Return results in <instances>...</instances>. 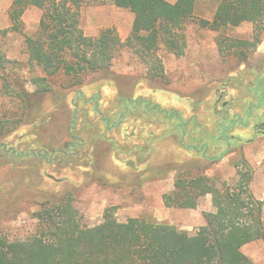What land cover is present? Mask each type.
Segmentation results:
<instances>
[{"label":"rangeland","instance_id":"374dc122","mask_svg":"<svg viewBox=\"0 0 264 264\" xmlns=\"http://www.w3.org/2000/svg\"><path fill=\"white\" fill-rule=\"evenodd\" d=\"M10 3L0 0V48L12 59L3 72L7 81L0 77V237L34 235L39 226L34 213L45 202L68 195L86 227L101 223L106 209L114 206L121 221L141 217L194 233L206 223L212 194L203 196L197 208L167 206L164 195L175 188L180 166L220 181L234 182L248 173L253 192L264 202V129L258 126L264 121V103L248 117L247 126L236 124L229 131L231 145L218 139L221 122L239 113L247 116L257 80L264 79V26L246 22L218 32L200 25L202 17L195 14L185 27L184 54L165 47L159 51L163 78H150L139 56L123 47L111 67L77 81L48 76L30 61L26 36L37 34L42 10L25 12L22 31L3 32L11 25ZM214 7V1L200 0L198 10L210 16ZM126 24L124 19L122 31L114 25L122 40L131 33ZM219 35L256 45L222 53ZM241 49L248 55L246 62L237 54ZM36 76L47 77L52 92L29 109L21 93L38 89ZM139 97L178 109L188 122L186 143H197L206 154L183 146L173 120L161 121L141 105L126 108L124 99ZM123 113L120 125L113 126ZM223 152L222 159H209ZM243 250L255 264H264V239Z\"/></svg>","mask_w":264,"mask_h":264},{"label":"trees","instance_id":"16d2710c","mask_svg":"<svg viewBox=\"0 0 264 264\" xmlns=\"http://www.w3.org/2000/svg\"><path fill=\"white\" fill-rule=\"evenodd\" d=\"M110 1L135 13L126 40H122L116 26L103 28L97 36L86 34L80 19L82 0H12L11 25L3 32L22 31L25 12L38 7L43 14L37 34L26 36L27 51L30 61L48 76L65 75L78 81L83 74L111 67L120 49L128 47L147 66L150 78H163L165 67L159 51L165 47L177 55L184 54L185 27L195 16L197 0ZM214 1L217 6L213 17L199 21L203 27L221 32L246 22H253L256 28L264 26V0ZM217 42L222 53L256 45L249 39L221 35ZM241 50L237 54L246 62L248 55ZM11 62L0 48V77L6 81L8 77L3 72ZM34 80L38 89L21 93L29 109L49 99L52 92L47 77L36 76ZM257 81V92L248 105L247 116L239 113L221 122L222 134L218 139L227 146L232 138L229 131L236 124L247 126L248 117L264 103V79L259 77ZM124 102L126 108L130 103L143 106L161 121L173 120L181 131L183 146L206 154L197 143H186L188 122L178 109H168L145 97L124 99ZM124 117L125 113L113 126L118 127ZM104 121L108 123L109 118L104 117ZM260 127L264 129V121ZM226 154L211 155L209 159L220 160ZM250 179L248 173H242L234 182L220 181L203 173L193 174L180 166L175 188L164 195L167 206L197 208L203 196L212 194L213 207L205 212L206 223L194 233L171 223L141 217L121 221L114 206L106 209L101 223L86 227L73 196L45 202L34 213L39 221L34 235L14 240L0 237V264H255L243 246L264 239V202L253 192Z\"/></svg>","mask_w":264,"mask_h":264},{"label":"crops","instance_id":"0c3cea01","mask_svg":"<svg viewBox=\"0 0 264 264\" xmlns=\"http://www.w3.org/2000/svg\"><path fill=\"white\" fill-rule=\"evenodd\" d=\"M168 1L174 3L177 0H168ZM199 2L200 0H197L195 14L202 18L211 19L213 17L216 7H214V9L210 11L211 13L210 16L202 15L198 10ZM10 4H12V0ZM32 8H34L35 10H42L38 7H32ZM118 8L119 7L116 6L110 0H106V1L86 0V2H84V4L80 9L81 26L84 29L85 33L92 36L98 35L103 28L114 25H117L119 27V30L122 31L121 23L123 22L124 19L127 20L126 29H128V33H130L133 27L135 13L132 12L130 13V15H126L125 12L119 11ZM42 14H43V10H42ZM41 17L42 15L40 16V19Z\"/></svg>","mask_w":264,"mask_h":264},{"label":"flooded vegetation","instance_id":"af4514ba","mask_svg":"<svg viewBox=\"0 0 264 264\" xmlns=\"http://www.w3.org/2000/svg\"><path fill=\"white\" fill-rule=\"evenodd\" d=\"M258 126H260V124Z\"/></svg>","mask_w":264,"mask_h":264}]
</instances>
